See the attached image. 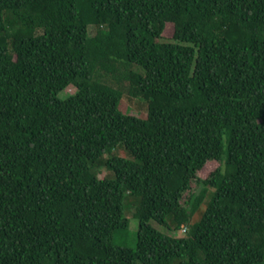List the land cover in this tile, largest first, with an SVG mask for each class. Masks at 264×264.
Masks as SVG:
<instances>
[{
  "label": "trees",
  "instance_id": "trees-1",
  "mask_svg": "<svg viewBox=\"0 0 264 264\" xmlns=\"http://www.w3.org/2000/svg\"><path fill=\"white\" fill-rule=\"evenodd\" d=\"M136 262H264V0H0V264Z\"/></svg>",
  "mask_w": 264,
  "mask_h": 264
},
{
  "label": "rangeland",
  "instance_id": "rangeland-1",
  "mask_svg": "<svg viewBox=\"0 0 264 264\" xmlns=\"http://www.w3.org/2000/svg\"><path fill=\"white\" fill-rule=\"evenodd\" d=\"M92 33H93V30H90V34ZM98 79L101 80L103 83H106V82L115 83V80H116L114 77L110 78V76L108 75H98ZM74 90H75L74 87L69 86L64 91L58 93V98L60 99L66 98L69 94H72ZM119 108L124 113L133 115L138 118H145L147 115L146 102L139 97H134L128 94V92L125 89L123 91V95L119 103ZM113 155L120 156V157H126V152H125L123 145H119L111 154L106 153L100 158L101 163L99 164V167L97 168V170L98 172L102 173L106 179H113V173L112 171L106 169V167L103 164ZM202 190H203L202 187H194V193H196V195H198ZM210 192L211 190H208V191L206 190L207 194ZM135 207H136L135 201L133 202V199H131L130 196L125 194L124 199H123V215L128 222V226L126 230L124 231L121 230L115 233L113 243L116 246L129 247V248L135 247L137 228H138V221L134 217ZM202 208H203V205L201 209ZM151 225L155 227L157 230L163 233H166V234L175 235L178 237L182 235L181 232H178L176 234H173L172 232H168L165 229H163V227L158 226L155 222H151ZM136 264H141V263L136 262ZM261 264H264V262Z\"/></svg>",
  "mask_w": 264,
  "mask_h": 264
}]
</instances>
